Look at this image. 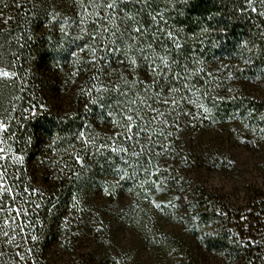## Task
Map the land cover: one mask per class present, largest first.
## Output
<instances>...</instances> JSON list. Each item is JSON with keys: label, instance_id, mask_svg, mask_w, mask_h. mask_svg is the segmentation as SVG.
Listing matches in <instances>:
<instances>
[{"label": "trees", "instance_id": "trees-1", "mask_svg": "<svg viewBox=\"0 0 264 264\" xmlns=\"http://www.w3.org/2000/svg\"><path fill=\"white\" fill-rule=\"evenodd\" d=\"M0 67V264H264V0H0Z\"/></svg>", "mask_w": 264, "mask_h": 264}, {"label": "rangeland", "instance_id": "rangeland-1", "mask_svg": "<svg viewBox=\"0 0 264 264\" xmlns=\"http://www.w3.org/2000/svg\"><path fill=\"white\" fill-rule=\"evenodd\" d=\"M0 69H2L0 67ZM5 71V70H4ZM0 77H5L3 75H0ZM0 125L1 122H0ZM4 127H0V148L2 147V131H3ZM212 187L210 190H221L222 192H219L217 196H224L225 198L230 196V197H241L244 196L241 189H240V185L239 183L235 182L233 179H230V181L225 180L223 178H220L218 176H215L214 181L212 182ZM216 188V189H214ZM224 190V191H223Z\"/></svg>", "mask_w": 264, "mask_h": 264}, {"label": "snow or ice", "instance_id": "snow-or-ice-1", "mask_svg": "<svg viewBox=\"0 0 264 264\" xmlns=\"http://www.w3.org/2000/svg\"><path fill=\"white\" fill-rule=\"evenodd\" d=\"M136 31L139 32L140 29L137 28ZM177 47H179V45H177ZM132 63H135V61H132ZM0 75H3V76H5V77H7V76H9V72L4 71L3 69H0ZM125 95H127V94H125ZM131 103H132V104H135V101H131ZM126 120L129 122V126H130V123H131V121L133 120V116H132V115H128V116L126 117ZM0 127H3V125H0ZM81 135H83V134L81 133Z\"/></svg>", "mask_w": 264, "mask_h": 264}]
</instances>
